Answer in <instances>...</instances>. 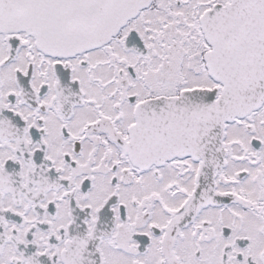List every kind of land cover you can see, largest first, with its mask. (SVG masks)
Wrapping results in <instances>:
<instances>
[{"label": "snow or ice", "instance_id": "6c2138e0", "mask_svg": "<svg viewBox=\"0 0 264 264\" xmlns=\"http://www.w3.org/2000/svg\"><path fill=\"white\" fill-rule=\"evenodd\" d=\"M0 264H264V0H0Z\"/></svg>", "mask_w": 264, "mask_h": 264}]
</instances>
